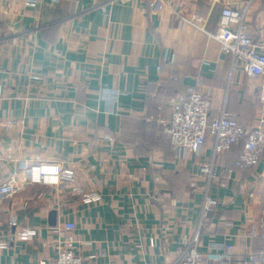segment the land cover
<instances>
[{"label": "crops", "instance_id": "1", "mask_svg": "<svg viewBox=\"0 0 264 264\" xmlns=\"http://www.w3.org/2000/svg\"><path fill=\"white\" fill-rule=\"evenodd\" d=\"M37 1L0 0V185L13 178L15 189L0 201V243H9L0 264L51 260L65 223L76 225L83 258L96 256L88 264H174L200 228L214 139L178 156L160 121L171 99L196 87L213 116L227 109L258 124L257 84L213 36L225 7H248L258 38L264 0H175L177 14L152 12L153 0ZM236 157H219L210 183L219 206L199 249L230 244L236 264H259L264 239L251 231L264 221V157L243 170ZM36 165L70 169L76 183L35 184L25 169ZM91 192L102 201L84 203ZM24 231L36 236L10 241Z\"/></svg>", "mask_w": 264, "mask_h": 264}, {"label": "built area", "instance_id": "2", "mask_svg": "<svg viewBox=\"0 0 264 264\" xmlns=\"http://www.w3.org/2000/svg\"><path fill=\"white\" fill-rule=\"evenodd\" d=\"M54 3L61 0H52ZM37 0H26L27 8H36ZM175 0H153L152 12L160 13L165 8L174 10ZM248 7L242 10L225 7L222 10L219 32L213 38L219 42L223 52L238 62L246 75L257 84V99L260 105L261 118L257 125L243 127L227 109H223L218 116L212 117L211 98L203 94L196 87H189L169 101L171 114L162 120L164 131L175 155L181 152H200L207 144V138L214 139L213 160L204 165L203 171L209 177V184L205 187L206 196L202 207V220L198 233L186 241L180 249L179 257L174 264H236L238 257L233 245L225 244L221 251L203 252L199 249L201 230L205 227L211 211L219 206V199L211 195L210 183L215 181L217 162L219 157L234 146L243 143V151L236 162L239 169H253L264 156V30L258 38H254L246 22ZM185 24V21H183ZM26 168V167H24ZM27 177L35 184L62 185L76 183L74 171L61 166L36 165L25 169ZM222 186H226L224 183ZM75 191H83L75 187ZM15 192L13 178L0 185V201L9 199ZM155 200L158 197L155 196ZM102 201L101 195L95 192L85 193L83 202L94 204ZM257 227L252 228L251 236L264 239V221H259ZM74 223H65L55 228V233L62 239V244L56 248L54 257L42 264H88L93 262L95 255L87 259L79 253L75 246L73 233ZM36 236L35 231H24L17 236H11L10 241L28 240ZM152 241V245H153ZM8 242L0 243L5 249ZM264 264V252L258 256Z\"/></svg>", "mask_w": 264, "mask_h": 264}, {"label": "trees", "instance_id": "3", "mask_svg": "<svg viewBox=\"0 0 264 264\" xmlns=\"http://www.w3.org/2000/svg\"><path fill=\"white\" fill-rule=\"evenodd\" d=\"M263 7H264V1H263ZM150 9H151V7H150ZM258 91V90H257ZM179 95V94H178ZM177 96V95H176ZM175 96V97H176ZM234 116V115H233ZM212 117H215V116H213L212 115ZM235 117V119L239 122V120H238V118L236 117V116H234ZM161 120V119H160ZM163 120V119H162ZM162 120L160 121V127H161V129L164 131V127H163V124H162ZM240 123V122H239ZM240 125H242L243 127H246L245 125H243V124H241L240 123ZM165 132V131H164ZM165 135H166V133H165ZM166 137H167V135H166ZM168 138V137H167ZM208 139V138H207ZM168 141H169V139H168ZM236 151V153H237V160H238V158L240 157V155H241V153H242V151H243V143H241L240 145H238V146H234V147H232L230 150H228L227 152H225V153H223L222 155H225V154H227V153H230V152H235ZM221 155V156H222ZM264 157V156H263ZM235 167L237 168V166L235 165ZM237 169H239V168H237ZM239 170H243V169H239ZM263 241V250H262V252H264V240H262ZM261 252V253H262ZM259 254V253H258ZM257 262L259 263V264H261V262L257 259Z\"/></svg>", "mask_w": 264, "mask_h": 264}, {"label": "water", "instance_id": "4", "mask_svg": "<svg viewBox=\"0 0 264 264\" xmlns=\"http://www.w3.org/2000/svg\"><path fill=\"white\" fill-rule=\"evenodd\" d=\"M56 218H57V213L55 211H53L51 213V226H53V227H55L57 225Z\"/></svg>", "mask_w": 264, "mask_h": 264}]
</instances>
